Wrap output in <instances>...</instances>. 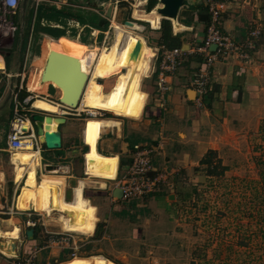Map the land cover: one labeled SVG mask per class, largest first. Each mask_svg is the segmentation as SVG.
<instances>
[{
    "label": "crops",
    "instance_id": "crops-1",
    "mask_svg": "<svg viewBox=\"0 0 264 264\" xmlns=\"http://www.w3.org/2000/svg\"><path fill=\"white\" fill-rule=\"evenodd\" d=\"M65 1L66 4L54 7L56 9L69 7L70 9L89 11L96 14L100 19L99 29L93 28L88 33V42L81 38V35L85 34L84 27H80L77 22L71 20L67 21L66 36L59 37L62 40L65 37L80 40L83 44L73 45L84 49V53L96 51L97 49H94L93 44L105 37L104 32L107 31L108 27L107 18H110L113 13L115 1H118V8L113 16L115 19L119 14L118 11L121 10V3L131 5V2H134V0H115L111 1L112 4H110V0L106 2L102 0H85L88 1L85 2L82 0L85 2L82 5L80 4L81 0ZM203 1L187 0L175 21L178 29H174L172 22L171 35L178 38L174 48L182 49L185 54L174 73H167L168 89L165 92L160 93L157 86L158 67L161 60L159 47L164 45L168 49L172 48L160 42L162 16L152 29L153 33H150L149 36L143 35V40L146 46L150 47L153 57L150 61L147 77L141 81L142 83L146 80L147 83L144 88L142 84L140 85L146 99L141 115L137 119L115 116L106 111H101L105 112V115L101 116L100 111L96 110L97 116L83 119L85 116L83 112L90 110L86 108L79 110V106L74 110H69L60 104L59 100L57 103L53 100L55 91L52 85H48L45 92L40 94L29 91L33 86L28 87V83L25 84L26 68L33 58L36 59L40 55L44 39H52L48 35L40 34L37 52L33 54L30 50L33 21L30 25L26 46L23 49L22 60L17 53L20 48L12 51V57L8 52L13 47L15 35L9 39L7 46L0 50V62L2 63L0 64V264H14L17 258L28 257L30 252L36 248H41L40 253L37 254V262L40 264L57 262L60 254L67 250L71 252L69 254L71 260L74 257H79L92 259L100 264H115L114 262L117 261L102 255L81 256L83 253H88L89 250H86V246L93 242L95 233L102 235L106 232L107 227L122 224L125 228H129L131 238L139 237L141 239L146 231L141 229L137 223L142 222L143 217L152 218L154 214H164L168 222H173L180 206V199L177 195L182 193L186 183L189 182L194 187L202 185L206 180L199 168V162L205 154L210 150L215 151L222 165L228 167L224 155L228 154L231 148L241 147L244 142L250 139L251 132L258 131V128L262 127L261 123L264 122V0H232L229 2L220 18L222 32L230 36L234 42L239 43L246 38L250 30L261 25V38L257 41L255 49L249 52V59L243 60L237 56H230L227 60L216 61L210 68L205 65L201 56L192 53L194 48L202 43L206 34L207 24L199 22L195 15L196 7L204 6ZM138 2L143 6L146 0H138ZM31 5L29 0H21L16 11L14 18L17 31L20 29V33L27 25V22L25 23L26 13L32 9L33 15H35L37 11V9L34 11ZM42 5L49 4L39 6ZM157 7H160L159 3L155 8ZM109 9L111 12H108ZM108 13H110L109 17L106 16ZM102 14L105 15L106 19L101 16ZM192 14L194 16L190 20ZM147 23L151 24L150 22ZM254 23H260V25H254ZM41 24L47 25V22L42 20ZM49 25L61 28L54 23ZM136 25L138 26V24ZM105 26L106 28L103 29ZM138 27L140 28V26ZM72 28L77 30L74 37L69 35ZM63 44L62 42L57 48ZM5 57L9 59L8 68ZM201 78H205L207 83L205 92L200 96L202 106L199 108L195 105V99L199 98L197 86L192 84V81ZM101 80L98 79L97 82L101 83L99 82ZM28 81L30 82V79ZM35 83L36 81L32 84ZM39 84L37 85L38 91ZM20 86L22 89L19 92L25 91V97H32L27 106L31 110L30 114L39 113L50 116L52 119L49 120L50 122L45 119L44 125H49L53 118L59 122L55 128L53 143H59L58 148H47L44 141H40L34 129V145L25 149L38 154V165L35 166L36 182L41 181L43 177L62 179L65 202L72 200L73 188L78 181L82 180L86 183L82 195L90 205L94 206L97 219L94 232L91 235H85V241L75 239L73 235L76 234L61 230L60 223L57 221L58 213L52 212L51 215L47 216L45 213L34 209L31 204L26 209H18L17 207L18 197L26 184V175L23 174L18 183L15 182V171L13 170L15 165L12 162V153L16 151H11L8 148L6 136L13 114V96ZM190 91H193V94ZM37 98L54 104L62 112L47 113L42 109L33 107L32 102ZM91 118L115 121L118 126L103 127L99 131L100 136L96 142L95 151L101 158L97 157L94 158L96 161L92 159L91 162H88L86 155L90 151V147L84 139L83 131L86 120ZM73 121L76 124L78 121H82L80 135L77 134L76 124ZM26 124L32 126L30 121ZM136 152L147 154L153 167L166 177L167 186H163L161 191L148 195L142 200L123 201L121 198L114 197L112 193L115 188H118L116 183L127 171ZM105 157L112 159L115 177L104 178L90 175V173H97L101 170ZM119 175L122 176L119 177ZM98 183H102L103 187L96 186ZM95 195L100 197L101 205L109 211L105 223L97 216L99 205L93 203ZM130 202L131 207L134 209L135 206V210H137L136 213L130 214L131 216L126 220V218L124 219L123 206ZM110 215L112 218H109ZM127 221H129V226ZM35 226H40V230L33 238L34 231L31 228ZM28 230L33 231L31 239L26 237ZM64 234L70 237L69 246L43 248L49 239L58 238ZM13 242H16V250L11 253L8 252V247ZM67 261L58 262V264Z\"/></svg>",
    "mask_w": 264,
    "mask_h": 264
},
{
    "label": "rangeland",
    "instance_id": "rangeland-1",
    "mask_svg": "<svg viewBox=\"0 0 264 264\" xmlns=\"http://www.w3.org/2000/svg\"><path fill=\"white\" fill-rule=\"evenodd\" d=\"M84 1L81 0L80 4L88 2ZM145 5L146 2L141 6L138 0L131 2V5L125 3L121 10L118 9L120 11L116 19L109 18L107 31L104 32L105 37L93 44L94 49H97L95 52L98 51L97 55L109 48L114 39L116 26L131 38L137 36L143 38V35L149 36L153 33L152 29L155 26L133 16L135 9L139 13L145 12L143 9ZM61 40L62 38H45L40 55L29 62L25 79L28 87L33 86L29 91L39 93L37 85L40 83L43 67L51 49L57 48L62 42L63 45L72 46L77 43L83 44L78 39L68 37ZM8 43L9 39L3 41L1 50ZM87 52L84 53L83 49L82 54ZM37 69L39 77L33 85L28 80ZM122 72L126 70L122 69ZM99 82L104 86V93H107L115 78ZM141 84L143 88L147 86L146 80ZM52 87L55 91L53 100L58 103L57 90L55 86ZM99 113L101 116L105 115V112ZM85 118L86 116H83V119ZM81 124L82 121L76 124L78 135L81 133ZM31 125L34 130L35 124L31 122ZM261 125L258 131L250 133V139L241 147L231 148L228 154L224 155L229 168L227 173L221 177L206 179L202 185L199 184L200 186L193 187L191 183H186L185 189L191 196L189 200L180 202L179 212L173 222H168L164 214H154L152 218L143 217L142 222L137 223L146 231L141 239L131 238L129 228L122 224L109 226L104 234H94L88 253L81 256L102 255L119 264H264V122ZM192 188H195V193L190 191ZM93 198V203L99 205L97 216L105 223L109 211L101 205L98 195ZM136 210L135 206L134 209L131 207V202L123 206L124 219L128 220ZM109 218H112L111 215ZM127 224L129 226V221ZM73 237L84 241L86 239L85 235ZM76 258L79 257L72 259ZM52 264L58 263L54 261Z\"/></svg>",
    "mask_w": 264,
    "mask_h": 264
},
{
    "label": "bare ground",
    "instance_id": "bare-ground-1",
    "mask_svg": "<svg viewBox=\"0 0 264 264\" xmlns=\"http://www.w3.org/2000/svg\"><path fill=\"white\" fill-rule=\"evenodd\" d=\"M133 16L144 22H150L153 26L157 25L161 17L156 8L149 13H139L135 9ZM170 21L173 22L174 29H178L177 23L173 20ZM122 33V30H119L118 26L114 27V39L112 43L107 50H103L99 55H97L98 51H90L82 54L83 50L75 45H63L60 48H50L51 52L61 53L77 59L80 63L82 73L87 75V83L80 99L79 110L86 108L93 113L95 110L106 111L115 116L129 119H137L140 117L146 99V95L142 92L140 85L142 79L147 77L153 54L150 47L146 46L142 37L137 36L131 38L128 34L123 33L124 37L122 38ZM38 69L30 75L29 79L31 83L38 80ZM122 69H125L126 72H122ZM111 78H115V82L109 91L104 93L103 84L98 83L97 80L102 79L108 81ZM48 85L55 86L59 103L64 105L65 100L62 97V87L44 79L42 76L39 84V93L45 92V88ZM32 105L47 113L62 112L54 104L45 100H38V98L32 102ZM57 124L58 120L53 118L51 123L46 125L49 130L45 131L43 129L45 125L39 123L40 130L38 137L40 141H46L48 144L53 145ZM111 126H118V123L94 118L85 122L83 135L90 147V151L86 155L88 162L99 157L95 151V145L100 136L99 131L103 127ZM23 127L26 129L27 124L25 123ZM30 147V141H26L25 148L12 153V162L15 165L13 169L15 171V182L18 183L22 179L23 174L26 175V184L18 197V209H26L31 204L34 209L45 213L47 216L51 215L52 212L58 213L57 221L60 223L62 231L76 235H91L95 228L96 210L94 206L90 205L83 198L82 191L86 183L82 180L78 181L77 185L73 188L72 200L65 202L62 179L43 177L41 181L36 182L35 166L38 165V154L25 150ZM102 163L101 170L97 173H90V175L114 178L115 168L112 159H106L105 157ZM96 186L103 187L102 183H98ZM63 264L100 263H96L92 259L79 258L72 259Z\"/></svg>",
    "mask_w": 264,
    "mask_h": 264
},
{
    "label": "built area",
    "instance_id": "built-area-1",
    "mask_svg": "<svg viewBox=\"0 0 264 264\" xmlns=\"http://www.w3.org/2000/svg\"><path fill=\"white\" fill-rule=\"evenodd\" d=\"M21 0H0V50L3 41L13 38L17 31L15 22V14L19 8ZM34 11L41 4H49L55 7H60L66 4L65 0H29ZM232 0H204V6L207 10L209 19L206 25V34L200 45H197L192 51L193 54L199 55L207 67L218 60H227L230 56H237L240 59H249V52L254 50L257 41L261 37L260 27L256 26L250 30L246 38L236 43L230 36L223 33L220 29V18L225 12L227 5ZM118 1H115L113 13L117 10ZM93 11V10H92ZM95 12V11H94ZM99 14L98 12H96ZM106 19L105 15H101ZM109 21V18H107ZM94 31L91 33L93 36ZM211 46H215V50H210ZM161 60L159 63V75L157 79L158 91L165 92L168 89L166 78L167 73H174L176 68L180 65L185 52L180 48L168 49L164 45L160 47ZM1 55V54H0ZM207 80L201 78L200 80H193L192 84L197 86V93L199 98L195 99V105L201 107L202 100L200 96L205 92V85ZM22 86L18 87L17 92L13 96V114L10 122V128L6 136L8 148L11 151H17L25 148V142L30 141L31 147L34 143V134L31 126L24 129L23 125L29 122V114L31 110L27 108L28 103L32 100L31 96H27L20 100L18 98L19 91ZM86 117H95L97 114L92 111H84ZM165 183V185H163ZM116 186L121 190V199L123 201L142 200L146 196L161 191L166 185V177L157 171L147 154L143 152H136L133 155L132 162L124 175L117 181ZM70 237L61 235L58 238L49 239L47 245L43 248L67 247L70 244ZM41 248L33 249L28 257L17 258L14 264H40L37 262V254ZM74 256V255H73Z\"/></svg>",
    "mask_w": 264,
    "mask_h": 264
},
{
    "label": "trees",
    "instance_id": "trees-1",
    "mask_svg": "<svg viewBox=\"0 0 264 264\" xmlns=\"http://www.w3.org/2000/svg\"><path fill=\"white\" fill-rule=\"evenodd\" d=\"M122 1V0H120ZM185 0V4H186ZM125 3H121V6ZM158 4V0H147L146 5L144 7V10L146 13H149L152 11L156 5ZM27 18L25 19V23L27 22V25H25L22 31L20 33V29L15 34L14 40H13V47L11 50H8L9 55L12 57V51H15L16 48L18 49V55L19 58L22 60L23 57V49L26 46L28 37H29V30L30 25L32 24V31H31V47L30 50L35 54L37 52L38 42L40 39V34H45L50 36L52 39H58L59 37L66 36V30H67V21H75L79 24L80 27H84L85 34L81 35V38L87 41V35L90 33L91 29H99V17L89 11L80 10V9H70L69 7H64L60 9H56L54 6L51 5H42L37 8V11L35 15H33V10L30 9L27 13ZM195 15L197 16V20L199 22L204 23L205 25L208 23V13L204 6H197L195 9ZM193 14L190 16V20L193 19ZM42 20H45L47 22V25H42ZM184 23V21H181V23ZM54 23L55 25H59L61 28L52 27L49 24ZM186 23V21H185ZM147 24V23H145ZM187 24V23H186ZM18 26L19 23H18ZM106 26L103 28L105 29ZM101 30V29H100ZM160 30H161V38L160 42L167 45L169 48H174L177 44V36L171 35V24L169 20L162 19L160 21ZM104 31V30H103ZM77 30L75 28L71 29L70 36L74 37L76 36ZM7 68L10 65L8 62L9 59L5 57ZM52 91V89H51ZM26 96V92H19L18 98L22 100ZM199 168L202 171L203 175L206 177V179H210L213 177H221L225 174V172L228 170V167L222 165V162L220 159H218L217 154L215 151H208L203 159L199 162ZM192 193H195V188H192L190 190ZM86 194V193H85ZM180 199V202L187 201L190 199L189 192L184 189L181 194L177 195ZM87 197V194H86ZM34 231L33 238L38 234L40 230V226H35L34 228H31ZM90 249V246H86V250L88 251ZM71 252L69 250L64 251L60 254V256L57 259V262H63L70 260V254ZM91 255H87L85 257H88ZM115 264H119L118 262H114Z\"/></svg>",
    "mask_w": 264,
    "mask_h": 264
},
{
    "label": "water",
    "instance_id": "water-1",
    "mask_svg": "<svg viewBox=\"0 0 264 264\" xmlns=\"http://www.w3.org/2000/svg\"><path fill=\"white\" fill-rule=\"evenodd\" d=\"M110 1L113 2L115 0ZM158 3L160 7H157L156 10L162 16V18L165 20L176 21L181 8L185 5V0H158ZM108 12H111V9H109ZM106 16L109 17L110 13H108ZM126 24H129V22H126ZM210 50L214 51L215 46H211ZM42 77L62 87V97L65 100V104L62 105L64 107L68 108L69 110H74L79 106L80 99L87 83V75L82 73L80 69V63L77 59L63 55L61 53H56L53 51L50 52L43 67ZM190 92L193 94V91ZM45 119H47L49 122V120L52 118L39 113H32L29 115V121L35 124V132L38 136L40 130L39 123L42 124ZM47 128L48 127L46 125L43 127L45 131ZM44 143L49 149H56L60 146L59 143L53 145L48 144L46 141H44ZM112 195L117 199H120L122 196L121 190L119 188H115ZM32 234L33 231L28 230L26 232V237L31 239ZM15 250L16 242H13L9 245L8 252L14 253Z\"/></svg>",
    "mask_w": 264,
    "mask_h": 264
},
{
    "label": "flooded vegetation",
    "instance_id": "flooded-vegetation-1",
    "mask_svg": "<svg viewBox=\"0 0 264 264\" xmlns=\"http://www.w3.org/2000/svg\"><path fill=\"white\" fill-rule=\"evenodd\" d=\"M0 64H2V63H0Z\"/></svg>",
    "mask_w": 264,
    "mask_h": 264
}]
</instances>
